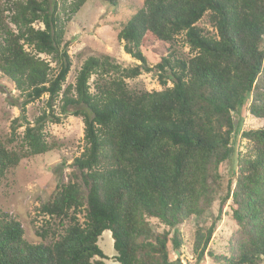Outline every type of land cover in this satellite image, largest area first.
I'll return each mask as SVG.
<instances>
[{"label":"trees","instance_id":"obj_1","mask_svg":"<svg viewBox=\"0 0 264 264\" xmlns=\"http://www.w3.org/2000/svg\"><path fill=\"white\" fill-rule=\"evenodd\" d=\"M86 2L0 0V74L18 92L8 93L9 105L20 109L0 139V182L24 159L57 147L48 124L74 116L85 126L84 151L40 209L48 217L40 243H29L22 223L0 209V264H105L98 241L106 231L118 264H174L170 245L183 247L181 226L219 198L218 216L200 230L199 261L229 202L240 228L233 254L208 255L217 264H264V127L242 131L245 151L237 145L245 114L264 120V0H143L118 34L140 64L89 57L66 85V27ZM180 37L188 55L177 49ZM150 48L160 53L154 66L143 54ZM144 73L165 89L130 88L127 80ZM45 96L32 123L28 106ZM228 162L234 185L220 196Z\"/></svg>","mask_w":264,"mask_h":264},{"label":"rangeland","instance_id":"obj_2","mask_svg":"<svg viewBox=\"0 0 264 264\" xmlns=\"http://www.w3.org/2000/svg\"><path fill=\"white\" fill-rule=\"evenodd\" d=\"M71 1L68 0V2ZM118 1V7L111 8L104 0H87L80 12L67 24L65 42L72 59V68L66 85L75 84L78 71L89 57L108 55L124 67L140 64L139 61L126 54L124 43L118 40V34L122 25L143 7V0ZM201 25L209 31L212 30L206 22H202ZM27 49L30 51L28 47ZM177 49L185 55L190 53V48L183 41V37L179 38ZM143 54L150 66L156 65L160 59V53L152 48L144 49ZM40 57L50 62L48 57L44 55ZM51 66L54 68L55 63H51ZM94 80L95 77L92 78L91 83ZM127 83L130 88L148 92H160L165 89L152 73H144L135 80H127ZM172 86L173 83L169 81L167 87ZM8 93L18 95L13 84L0 74V139L3 141L10 136L12 120L20 116V109L9 105ZM46 100L47 96L28 106V116L32 123L45 110ZM262 127H264V120L254 119L249 114L244 115L237 137L239 151H245L247 146V141L241 138L242 131ZM84 128L82 118L74 116H67L61 124H48L46 128L48 141L56 142L57 147L45 156L24 159L0 182V209L22 223L25 239L31 244L41 242L37 233L40 232L43 222L48 219L42 216L41 207L49 201L60 178L67 181V176L71 172L70 165L84 151ZM24 130L25 128H22L20 132ZM8 147L11 148L12 145ZM220 173L224 185V191L220 193V196H223L226 194L228 184L234 185L231 163L222 165ZM219 208L220 198L212 204L204 216L193 217L181 226L184 237L183 247L180 250H174L170 245L171 259L174 264H217L208 255V251L217 256L233 254L232 248L236 243L240 228L233 220L229 202L223 209L221 219L202 261H199L195 251L200 233L204 235L200 230L211 226L219 214ZM80 220L83 222L84 218L81 216ZM151 223L157 231H162V226L158 221L152 220ZM98 246L106 256L105 264H118L111 232L103 233L99 238Z\"/></svg>","mask_w":264,"mask_h":264}]
</instances>
